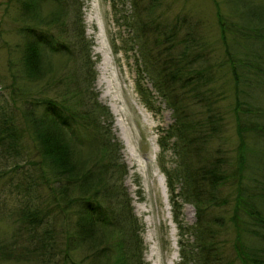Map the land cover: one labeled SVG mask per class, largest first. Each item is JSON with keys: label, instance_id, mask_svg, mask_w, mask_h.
<instances>
[{"label": "trees", "instance_id": "16d2710c", "mask_svg": "<svg viewBox=\"0 0 264 264\" xmlns=\"http://www.w3.org/2000/svg\"><path fill=\"white\" fill-rule=\"evenodd\" d=\"M45 1L53 4L46 12L42 11ZM104 1L114 14L119 13L118 6L129 3L130 14H122L121 20L114 17L128 32L122 45L129 43L136 50L140 79L148 78L173 109L174 122L158 145L160 157L170 150L180 159L174 170L159 165L176 212L179 264H264V0H211L223 51L215 56L207 47V75L203 65L196 66L203 63L193 50L195 42L183 31L185 17L163 10L161 0ZM15 5L20 10L15 21L20 22L23 37L16 55L21 64L18 78L24 82L14 87L18 93L12 112L0 104V148L7 153L19 148L14 118L18 111L40 158L38 164L31 163L35 173L28 178L35 188L39 181L49 201L60 207V213L55 208L45 211L52 219L45 221L43 229L42 205L34 202V207L22 208L29 232L42 229L40 235L33 233L34 256L28 258L34 264H52L57 251L56 260L62 264H144L140 228L122 187L126 168L117 156L118 142L109 132L110 115L98 104L89 83L95 74L81 19L82 3L15 0ZM147 55L150 58L142 61ZM78 62L84 63L79 68L84 71L81 77ZM67 67L73 72L60 88L66 77L61 70ZM219 70L231 77L239 136L231 158L226 155L227 140L221 136L224 114L217 105L223 93L211 86L218 84ZM136 89L147 106L143 99L147 90L141 84ZM24 96L26 100L17 104V98ZM216 142L222 145L216 148ZM26 182V189H21L28 192L32 186ZM178 200L195 207L194 226H182ZM59 216L66 219L61 218L57 233L54 222ZM187 235L194 237L196 246L185 245ZM4 248L0 246V254ZM225 249L227 256L222 253Z\"/></svg>", "mask_w": 264, "mask_h": 264}, {"label": "rangeland", "instance_id": "374dc122", "mask_svg": "<svg viewBox=\"0 0 264 264\" xmlns=\"http://www.w3.org/2000/svg\"><path fill=\"white\" fill-rule=\"evenodd\" d=\"M77 1L82 3L81 19L86 41L90 42L89 60L93 64L92 69L95 74L94 81L90 80L89 83L92 84V91L96 95L98 104L108 109L109 132L118 142L117 156L126 168L122 187L131 199L132 213L140 228L139 236L143 246L142 261L144 264H179L181 263L179 232L174 220L176 212L171 203L166 177L159 165L163 163L174 170L176 169L175 161L179 163L180 159L170 150L160 157L161 150L158 145L159 137L163 136L164 131L168 130L174 122L173 109L157 94L148 78L140 79L136 66L138 59L136 50L130 48L129 43L122 45L123 40L128 38V32L120 22L116 23L114 17L121 20L122 14H130L129 3L118 6L119 13L114 14L111 4L104 0ZM161 3L164 4L163 10L170 9L169 13L173 17L180 15L187 19L183 31L195 42L196 47L193 50L197 51L203 63H198L196 66H207V47L213 54L215 53V56L222 53L223 46L219 40L215 7L211 0H161ZM52 6L53 4L49 1L43 2L42 11L46 12ZM160 10L162 8L159 12ZM19 11L15 0H0V104H6L7 108L3 110L9 112H12L10 107H14L13 97L18 93L14 87L17 88L24 82L18 78L21 64L16 57L20 52L18 43L23 40L22 35H19L21 24L15 21ZM147 56L142 61L150 58L149 55ZM163 58L169 57L163 56ZM8 61L11 70L8 69ZM56 62L57 60L54 61L55 66H57ZM147 63L150 66L149 62ZM83 66L84 63L78 62L77 69ZM173 69L174 67L170 70ZM205 69L207 75V68ZM61 71L66 77H62L63 84L60 88L65 86L73 70L67 67ZM61 71L58 73L61 74ZM79 72L80 77L81 74L84 76V71L81 72L79 69ZM218 75V84L214 82L211 86L217 92L223 93V99L217 105L224 114L225 123L221 136L227 140L226 147L229 152L226 155L231 158L235 156L239 138L233 116L231 77L224 70H219ZM137 84H141L148 92L145 93V97L143 96V99H147V106L137 92ZM220 87L223 88L220 89ZM52 89L53 86L50 85L46 92L50 95ZM43 92L45 93V90ZM21 100H26L25 96L18 97L17 104ZM17 113L19 116L14 118L18 132L20 131L19 148L11 150V153L0 148V246L6 247L2 250L3 254H0V264H34L28 258L34 256L32 249L36 242L31 241L34 237L33 233L35 236L40 235L45 227V221L52 219L48 212L45 216V211L52 208L58 211L57 208H60L49 201L45 194V187L39 181L36 182L38 187L35 188L33 180L28 178L31 173H35L31 163L38 164L40 158L35 149L36 141L20 113L18 111ZM196 113L197 109L191 113V116L193 117ZM99 128L103 129L102 126ZM195 133L199 135L197 131ZM188 135L193 137L191 133ZM205 140L204 150L207 152V135ZM220 145H222L221 142H216L214 147L217 148ZM15 153H21V155L16 157ZM14 166H17L16 171L13 169ZM27 179L32 190L25 192L21 188L26 189ZM19 184H22L20 188ZM34 202L40 203L43 207L42 222L44 224L42 229L29 232L23 224L21 210ZM178 203L181 207L177 214L182 226H194L197 221L195 207L180 200ZM31 207H34L33 204ZM62 217L59 216L54 222L57 233L60 231L58 225ZM184 239L186 246L194 245L193 236L187 235ZM223 252L225 256L228 255V250L225 249ZM57 253V251L53 252L52 264H62L61 261L56 260ZM173 254L176 257L172 258ZM19 259H21L20 262Z\"/></svg>", "mask_w": 264, "mask_h": 264}, {"label": "bare ground", "instance_id": "6f19581e", "mask_svg": "<svg viewBox=\"0 0 264 264\" xmlns=\"http://www.w3.org/2000/svg\"><path fill=\"white\" fill-rule=\"evenodd\" d=\"M104 97H106V96H104ZM173 257H176V255H175V254H173L172 258H173Z\"/></svg>", "mask_w": 264, "mask_h": 264}]
</instances>
